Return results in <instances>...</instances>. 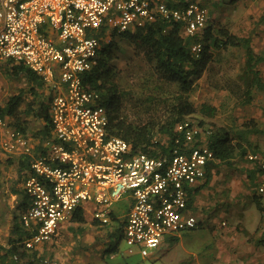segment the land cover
I'll return each mask as SVG.
<instances>
[{"label":"built area","instance_id":"1","mask_svg":"<svg viewBox=\"0 0 264 264\" xmlns=\"http://www.w3.org/2000/svg\"><path fill=\"white\" fill-rule=\"evenodd\" d=\"M157 16L180 22L188 36L202 33L210 20L198 0L181 7H169L166 0H0V61L24 64L53 92V134L42 151L34 152L27 135L0 114V156H31L33 173L23 187L29 203L18 212L29 234L25 248L53 240L62 223L88 203L98 206L93 215L99 223L120 222L129 254L147 257L166 236L198 228L188 198L215 161L206 144L197 145L206 129L190 120L178 125L187 146L170 159L134 153L128 141L110 133L98 92L83 84V73L98 57L99 30L107 26L104 38L110 41L111 33L135 30ZM192 49L198 53L201 44ZM247 159L264 174V149ZM257 196L264 205V178ZM124 198L130 210L118 215L113 208Z\"/></svg>","mask_w":264,"mask_h":264},{"label":"trees","instance_id":"2","mask_svg":"<svg viewBox=\"0 0 264 264\" xmlns=\"http://www.w3.org/2000/svg\"><path fill=\"white\" fill-rule=\"evenodd\" d=\"M188 1L166 0L169 7H181ZM198 1L205 6L204 0ZM107 28L104 26L97 32L100 38L98 57L93 68L83 73V84L98 92L100 104L106 107L109 114V131L112 135L128 141L134 153L170 159L174 150L181 151L187 146L185 133L178 130V125L190 120L203 128L204 132L206 129V134L197 138V145L206 144L215 155V161L209 164L208 177L218 163H230L237 155L247 158L248 150L253 144L251 136L262 133L256 123L251 121L245 130L233 133L224 126L198 116V110L192 102V93L196 81L211 69L218 52L242 48L247 56L241 75L246 86L243 95L245 103L252 102L253 90H264V81L258 70V65L264 62V55L255 51L250 37H239L227 27L214 23H209L202 33L188 36L184 34L180 22L162 16L121 35L113 32L110 41L104 38ZM123 41L128 42L136 59L124 69L120 68L123 50L120 43ZM195 43L201 44L198 53L192 49ZM9 63L12 73L24 75L34 85L30 92L38 100L23 111L25 98L21 91L8 98L5 105L0 107V114L9 117L12 126L23 133L28 130L24 114L43 120L45 125L35 136L41 140L51 138L53 126L49 103L40 100L35 91H44V81L24 64ZM199 112L214 117L216 109L203 105ZM42 149V144H39L34 152ZM30 160L31 156L28 155H22L18 160L19 175L24 177V181L33 173ZM254 163L261 170L259 164ZM261 172L263 173L262 170ZM14 192L20 195L17 210L25 209L29 199L24 189ZM257 205L264 219V205L261 201ZM85 215V209L80 207L72 214L69 222L85 223ZM27 237L29 234L20 223L19 215H14L7 245L0 243V250L3 252L0 264L43 263L45 259L38 247L44 244L27 249L23 243ZM116 250L114 245L111 251Z\"/></svg>","mask_w":264,"mask_h":264},{"label":"rangeland","instance_id":"3","mask_svg":"<svg viewBox=\"0 0 264 264\" xmlns=\"http://www.w3.org/2000/svg\"><path fill=\"white\" fill-rule=\"evenodd\" d=\"M204 1L205 7L210 12L209 23L225 26L234 34L245 31L260 33V26L264 24V0ZM247 12L251 14L248 16V21L245 22L244 15ZM120 44L123 49L120 68L124 69L127 64L136 59L127 41ZM244 58L242 49L230 48L228 51L218 52L211 69L196 81V87L192 93V102L198 110V116L224 126L233 133L245 130L247 124L253 120H258V123L255 122L257 127L264 131V92H253L254 102L244 103L243 92L246 86L244 80L241 79L245 69ZM10 64L9 61L0 63V107L5 105L10 96L22 91L25 98L22 108L25 111L29 104H34V101L38 100L35 94L30 92L34 85L24 75L12 73ZM35 91L40 100L46 104L49 103L53 95L51 88L45 85L44 91L40 89H35ZM203 105L215 108V116L202 115L199 110ZM23 116L28 122L27 127L31 137L45 125L44 121L32 115L24 114ZM251 137L258 140L264 139V136L259 134ZM2 159H0V237L7 243L13 217L18 215L17 207L20 202L18 195L13 197L8 192L15 189L22 190L24 177L19 175L15 157ZM211 176L213 177V173ZM258 185L255 176H252L246 181V193L249 192L250 196L256 195ZM207 189L217 192V187ZM212 197L220 199L221 196L217 192L215 196L213 193ZM131 204L129 199L124 198L113 209L116 214H126L129 212ZM242 205L244 209L255 207L252 199L244 200ZM97 208L96 204H87L85 223L68 225L63 222L62 226L67 224V226L65 225L67 228L64 229L65 231L62 229L63 231H60L50 241L51 243H43L46 246L42 252H39L45 261L38 264H220L215 248V239L207 228L168 235L160 249L147 257L142 256L139 252L129 254L130 247L123 236V226L119 224L118 220L106 225L99 223L93 215ZM207 213L211 214V212ZM207 213H203L205 221L209 219ZM114 245L117 250L112 252L111 249ZM106 251H111V253Z\"/></svg>","mask_w":264,"mask_h":264},{"label":"crops","instance_id":"4","mask_svg":"<svg viewBox=\"0 0 264 264\" xmlns=\"http://www.w3.org/2000/svg\"><path fill=\"white\" fill-rule=\"evenodd\" d=\"M250 14V12L245 13V22L248 21V16ZM260 28V33L258 31L256 33L245 31L235 35L246 38L250 37L255 51L258 54L264 55V24H262ZM242 50L245 55V67L247 56L246 51L244 49ZM2 62L6 61H0V63ZM258 70L264 81V62L258 65ZM255 91L264 92V90L258 89L253 90V92ZM253 102L254 98L252 99V103ZM253 121H257L256 123H258V120ZM257 128L259 129V127ZM259 130L262 132L259 135L264 136V131L261 128ZM25 134L29 138L30 144L34 149L45 141V139L41 140V138H38L37 140L35 135L31 137L29 129ZM253 135L255 137L258 134ZM40 140L42 142H40ZM250 140L253 144L252 147L249 148L248 153L263 151L264 139L258 140L257 138L251 137ZM21 156L22 155L19 154L8 156L2 154L0 159L5 157H15L17 159L15 165L19 167L18 160ZM209 167L210 166H208V170ZM208 170L206 177L196 186L189 189V212L196 215L199 219V226L196 230H202L203 228L209 230L210 234L215 239V248L220 259V264H264V219L263 214L257 205V203L260 202V198L257 194H252V196H250L249 192L246 193V181L252 176H255V181L259 184L263 181L264 174L261 172L257 164L249 161L246 157L241 155H237L230 163H218L217 166L211 170L213 177L211 175L208 177ZM212 187H217V192L221 196L220 199L212 197L213 193L214 196L215 193H217L215 190L211 191L207 189ZM8 193L13 197H17L18 195L20 201V195L16 194L14 190H12V192L10 190ZM250 199H252L255 207L244 209L242 207L244 200ZM212 205L216 207H213ZM85 211L87 212V209ZM207 212H211V214H208ZM203 213L209 215L207 221H205V215H203ZM65 223L68 225L72 224L69 221ZM67 224H64V226H67ZM64 226L61 227L60 231L67 228ZM8 235L10 237L11 232ZM5 242L0 237V243L6 246L7 243ZM44 246L46 245L38 247L40 252L44 250Z\"/></svg>","mask_w":264,"mask_h":264}]
</instances>
